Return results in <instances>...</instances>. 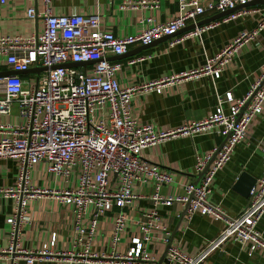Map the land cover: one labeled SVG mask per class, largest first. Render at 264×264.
Here are the masks:
<instances>
[{
	"label": "built area",
	"instance_id": "obj_1",
	"mask_svg": "<svg viewBox=\"0 0 264 264\" xmlns=\"http://www.w3.org/2000/svg\"><path fill=\"white\" fill-rule=\"evenodd\" d=\"M9 1L0 0V4ZM36 1L28 0L31 5L26 13L31 20L38 18ZM42 1L46 9L41 32L0 35L1 67L16 72L36 66L49 68L30 79L20 74L0 76V115H11L18 108L16 122L0 123V159L19 161L16 185L0 188V196L11 198L15 209L7 220L8 243L0 251L4 255L2 264H19L22 260L25 264H35L38 260L56 259H67L69 264H156L149 251L155 235L161 233L165 243L171 237V230L163 225L157 208L145 214L148 218L145 221L123 212L109 217L112 223L109 251L99 253L93 249L100 218L114 207H135L145 197L142 190L151 186L155 191L149 199L156 206L181 204L184 210L187 208L185 216L189 219L202 214L224 220L225 229L214 245L231 239L251 244V251L264 248V235L257 231L264 215V142L261 145L263 174L251 189L242 212L230 217L220 204L210 200L217 173L230 162L236 146L247 139L254 119L264 111V64L245 96L237 98L231 90L219 94L214 112L202 120L159 129L153 123L138 122L132 109L137 96L160 93L168 82L200 74L218 79L238 51L264 30V5L246 6L255 0H178V16L162 22L149 15L141 21L139 32L116 35L104 28L98 14H57L51 8L52 0ZM149 4L152 10L158 9V0ZM237 6L243 7L208 24L197 25L206 15L213 16ZM253 13L261 15L255 29L241 32L221 52L208 57L203 66L178 76L122 86L120 73L124 64L109 59L127 53L133 45H147L165 36H173L170 46H174L182 40L176 34L190 24H195V28L186 37H200L222 20ZM142 59H130L128 64ZM82 62L86 65L65 66ZM225 102L230 104L228 112ZM210 133L228 138L200 186L189 182L184 184L182 195L162 193L163 186L173 184L174 175L145 160L144 150L171 138ZM217 150L198 158L199 173ZM42 164L53 177V187L39 186L33 179L34 169ZM46 195L73 210L72 250H59L54 234L38 250L21 245L22 233L31 222L28 208L35 199ZM135 229L140 235H132L126 248L121 249L120 245ZM203 255H193L172 244L167 258L173 264H206Z\"/></svg>",
	"mask_w": 264,
	"mask_h": 264
},
{
	"label": "crops",
	"instance_id": "obj_2",
	"mask_svg": "<svg viewBox=\"0 0 264 264\" xmlns=\"http://www.w3.org/2000/svg\"><path fill=\"white\" fill-rule=\"evenodd\" d=\"M143 0H52L51 8L57 14L89 13L98 14L105 29L116 35H126L140 31L141 21L149 15H154L158 21H167L179 14L178 0H158V9L152 10V5L142 4ZM129 2H132L129 4ZM127 4V5H126ZM28 0H10L6 5L0 4V35L20 32L31 34L44 29L43 14L46 5L37 0L34 5L38 18L27 17ZM264 5L258 3L250 8ZM204 16L202 19L208 18ZM261 15L258 13L241 16L235 20L221 21L214 27L205 30L200 37L187 36L190 31L179 32L176 38H181L174 46L171 39L160 41L148 48L136 44L130 47L125 57L116 58L124 64L120 73L122 86L142 81L161 80L178 76L197 69L206 63L208 57L215 56L237 37L241 32L255 29ZM201 19V20H202ZM117 55H112L115 57ZM143 58L133 65L128 61ZM264 64V30L257 38L245 44L227 65L218 79L207 74L188 76L168 82L160 93L149 92L140 94L133 101V114L140 123H153L159 129H170L181 126L188 121L202 120L214 112L217 96L232 91L237 98L245 96L251 85L260 74ZM7 71L0 66V72ZM25 79L35 76L34 73L20 74ZM230 104L224 103L226 112ZM18 108L11 115H0V123L16 122ZM1 138V134H0ZM225 137L215 133L201 134L195 137L180 136L144 150L142 157L161 169L174 175L171 186H163L162 193L169 191L176 195L184 194V184L196 182L198 158L215 148H218ZM264 142V111L254 119L249 128L247 139L236 146L230 162L216 176L213 193L210 200L220 204L225 212L234 217L239 215L248 204L244 192L250 182L263 174V154L261 145ZM19 161L16 159H0V188L13 187L17 183ZM248 177L240 181L242 174ZM35 183L42 187H53L55 182L46 173V166L34 169L32 173ZM154 187L142 190L144 198L135 207H114L106 216L100 218L99 232L93 242L96 252L109 251L112 235V223L109 217L125 213L133 218L147 220L145 215L149 210L157 208L164 226L175 232L184 212L181 204L167 207L152 203L149 196ZM15 212L11 198L0 196V251L8 243V217ZM27 215L30 224L22 233L21 245L25 249L38 250L53 234L57 237V248L63 251L73 249L74 214L71 206L63 205L57 199L46 195L35 199L28 208ZM224 220L213 215L195 214L189 219L184 217L178 228L172 244L181 247L193 255L204 254L206 264H264V248L250 250L251 244H242L227 240L214 245L221 238L225 229ZM257 231L264 235V215L257 226ZM140 235V231L132 230L121 249L128 245V238ZM161 233L155 235L149 251L156 264L160 262L168 243L162 240ZM171 238V237H170ZM0 254V264L3 262ZM19 264H25L22 260ZM35 264H69L66 260H38ZM92 264H100L94 262ZM111 264V263H108ZM115 264V263H113ZM162 264H167L163 262ZM173 264V263H170Z\"/></svg>",
	"mask_w": 264,
	"mask_h": 264
},
{
	"label": "water",
	"instance_id": "obj_3",
	"mask_svg": "<svg viewBox=\"0 0 264 264\" xmlns=\"http://www.w3.org/2000/svg\"><path fill=\"white\" fill-rule=\"evenodd\" d=\"M258 3H263V4H264V0H255V1L251 2V3H248L246 6L255 5V4H258ZM242 7H243V6H237L235 9L227 10V11H225V12H220V13H217V14H215V15H213V16L208 17V18L202 19V20H200V21L197 23V25H205V24H208V23H210V22H212V21H214V20L220 19V18H222V17H224V16L230 14L231 12L235 11L236 9H240V8H242ZM194 28H195V24H190V25L184 27L183 29H181L179 32L190 31V30H193ZM179 32H178V33H179ZM178 33H177V34H178ZM172 37H173V36H165V37H163V38H161V39H159V40L152 41L151 43H149V44H147V45H143L141 48H142V49L148 48L149 46H152V45H154V44L157 43V42L164 41V40L170 39V38H172ZM128 53H129V52H127V53H125V54L117 55V56L112 57V58L110 57L109 59L112 60V61H114L116 58H121V57H125V56H127ZM81 65L84 66V65H86V63H83V62H82V63H68V64H66L65 66H66V67H77V66H81ZM55 67H56V66H53V67H51V68H55ZM48 69H49L48 67H44V66H43V67H41V66H36V67H34V68H31V69L26 70V71H23V72H16V71H4V72H0V76H4V75H14V74H25V73H34V74H36L37 77H39V75H40V73H41L42 71H47ZM249 102H250V100H249L248 103L242 108V113H243V112L245 111V109L247 108ZM227 138H228V136L224 138L222 144L218 147V150L214 153V155H213L211 161L207 164L206 168H205L202 172H200L199 174L196 175V182H195L194 184H195L197 187L200 186L203 177L205 176V174H206L207 170L209 169L210 165L212 164V161H213L214 158L216 157V154L218 153V151L222 148V146H223V145L225 144V142L227 141ZM247 175H248L247 173L242 174L240 181H242L244 178H247V177H248ZM256 181H257V179L254 178V179L250 182V184H248V186H247V188H246V190H245V192H244L245 196H247L248 199H249V196H250V191H251V189L253 188V186L255 185ZM186 211H187V208L184 210V212H183V214H182V217H181V219H180V222L178 223L175 232L172 234V236H171V238H170V240H169V242H168V244H167V247H166L165 253H164V255H163V258H162V260H161L160 262H158V264H162L163 262H165V263H167V264H170V261H169V259L167 258V253H168V250H169L170 246L172 245V242H173V239H174V237H175V235H176V232H177L178 228L180 227V225H181V223H182V220L184 219V217H185V215H186Z\"/></svg>",
	"mask_w": 264,
	"mask_h": 264
}]
</instances>
